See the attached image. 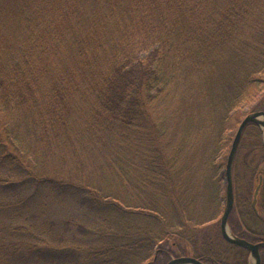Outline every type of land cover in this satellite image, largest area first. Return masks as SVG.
I'll return each mask as SVG.
<instances>
[{"label":"trees","instance_id":"16d2710c","mask_svg":"<svg viewBox=\"0 0 264 264\" xmlns=\"http://www.w3.org/2000/svg\"><path fill=\"white\" fill-rule=\"evenodd\" d=\"M263 86L264 0H0V264H165L184 243L251 264L204 225L225 203L217 157ZM235 167L228 225L264 240V174L255 211L259 177L240 195ZM25 191L77 210L35 222L9 198Z\"/></svg>","mask_w":264,"mask_h":264},{"label":"rangeland","instance_id":"374dc122","mask_svg":"<svg viewBox=\"0 0 264 264\" xmlns=\"http://www.w3.org/2000/svg\"><path fill=\"white\" fill-rule=\"evenodd\" d=\"M260 94L264 95V86L262 87ZM257 101V98H254L250 104H244L242 109L247 111L249 106L256 103ZM259 101H261V109L264 110V97H262L261 100L259 99ZM240 142L242 143L240 144L238 151H236V167L234 171L236 175V189L237 192L242 195L246 193L250 184V180L256 181L259 174H264V133L262 132V146L253 145L252 142H254V138L249 134H246L244 139ZM228 150L229 148L222 150L219 153L217 160H222L224 156H227ZM222 169L224 170V167ZM253 170H255L254 176L251 177ZM0 173L4 172L0 170ZM222 181V183L225 185V180L222 179ZM20 193L21 194L16 193L10 195V200L14 206H17V211L21 210L23 213H28L35 222L48 219L49 221L58 223L67 216L72 215V213H75L77 210L76 206L69 201L60 200L45 193H34L33 191H25ZM262 195H264V181L261 197ZM260 206L261 205L259 204L258 207ZM237 211L235 209V215L239 214ZM221 213L219 214L218 218L212 220L210 223L204 226L207 228L212 226L218 219H220ZM7 220L9 223L14 224L19 223V221L21 222V219L10 212H8L7 215H3V221L7 222ZM184 244L187 249V254L185 255H191L192 253L190 246L186 243ZM250 263L252 264L251 260Z\"/></svg>","mask_w":264,"mask_h":264},{"label":"water","instance_id":"95a60500","mask_svg":"<svg viewBox=\"0 0 264 264\" xmlns=\"http://www.w3.org/2000/svg\"><path fill=\"white\" fill-rule=\"evenodd\" d=\"M249 122H253L257 124L264 133V110L258 109L247 112L243 116V118L239 121L236 130L234 132V135L232 137V140L230 142V146L224 166L225 203L219 219V227H220V233L226 241L246 248L249 251L252 264H260L261 262L260 248L264 247V240L251 242L245 238L233 234L230 230L227 221L229 213L234 205V191H233V177H232L233 163L243 130ZM260 185H261V176L260 179L258 180L257 185L255 186L252 203H251L255 211H256L257 193ZM165 264H204V263L192 255H180V256L171 257Z\"/></svg>","mask_w":264,"mask_h":264},{"label":"flooded vegetation","instance_id":"af4514ba","mask_svg":"<svg viewBox=\"0 0 264 264\" xmlns=\"http://www.w3.org/2000/svg\"><path fill=\"white\" fill-rule=\"evenodd\" d=\"M260 176H261V182H262V179H263V174H259V179H260Z\"/></svg>","mask_w":264,"mask_h":264}]
</instances>
